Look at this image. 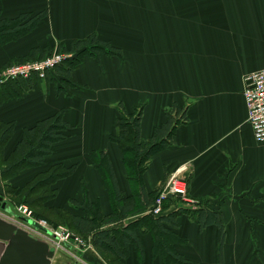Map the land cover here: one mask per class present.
I'll use <instances>...</instances> for the list:
<instances>
[{
    "label": "crops",
    "instance_id": "0c3cea01",
    "mask_svg": "<svg viewBox=\"0 0 264 264\" xmlns=\"http://www.w3.org/2000/svg\"><path fill=\"white\" fill-rule=\"evenodd\" d=\"M45 10L34 30L0 44V68L32 48L68 47L91 34L120 53L85 57L72 72L76 86L70 94L57 90L61 76L53 71L51 79L35 81L22 96L3 102L0 119L16 124L6 153L25 127L63 109L74 129L54 145L47 162L77 168L56 183L59 193L51 204L68 207L70 199L82 201L87 193L109 214L110 192L89 155L108 154L120 189L132 193L122 151L110 138L120 104L127 112L142 106L145 140L166 122L169 108H183L185 117L172 142L152 157L144 173L147 191L187 167L182 176L190 197L207 200L222 212V264H264V144L255 139L244 97L246 75L264 68V0H0L4 18ZM36 171H25L23 180ZM176 232L185 241L175 248L186 258L221 264V230L216 224L201 230L182 215ZM140 236V264H162L161 255L152 253L153 236ZM84 255L89 262L107 264L93 246ZM123 262L138 264L136 252Z\"/></svg>",
    "mask_w": 264,
    "mask_h": 264
},
{
    "label": "trees",
    "instance_id": "16d2710c",
    "mask_svg": "<svg viewBox=\"0 0 264 264\" xmlns=\"http://www.w3.org/2000/svg\"><path fill=\"white\" fill-rule=\"evenodd\" d=\"M47 13V10L22 13L14 18H4L0 14V44L27 35L37 27ZM57 49L72 52L74 56L49 71L45 79H51L53 71L57 72L61 76L57 90L68 94L71 93L70 88L76 86L71 79L72 72L85 57H99L101 53L110 55L120 53L119 48L97 34L76 39L68 47L59 44ZM53 51L54 48L48 47L32 48L26 56L8 61L0 71L12 63L42 59ZM38 80L44 79L33 76L31 79H10L0 83V105L10 98L22 96ZM120 109L116 130L110 138L122 151L128 180L133 187L132 193L127 194L120 189L108 154L93 151L89 155L110 192L112 211L109 214H104L100 203L92 201L87 193L82 201L70 199L68 207L51 204L59 193L56 183L70 176L77 168V164L47 162L48 156L54 152V145L67 139L74 129L65 120L63 109L38 120L32 126L25 127L21 138L9 153H6V147L14 136L16 124L14 121L0 119V178L4 182L9 202L26 203L34 209L35 216L46 219L53 226L64 224L83 238L90 239L95 251L107 264H126L123 260H127L132 251L137 254L138 264L142 263L144 246L141 233H150L153 236L152 253L154 257L161 255L162 264H198L175 248L176 243L185 241L176 232L179 217L188 215L199 224L201 230L211 224H216L220 228L219 256L222 264L226 228L219 207H214L203 199H199L198 206L193 207L183 204L184 201L180 197L169 195L164 200L162 213L155 215L149 212L154 206L159 187L154 191H147L144 173L152 157L166 149L172 142L177 126L185 117L184 109L176 105L169 108L166 111V122L155 128L149 140L143 139L141 134L142 106L133 112H127L120 104ZM30 169L37 171L31 178L23 180L21 178L23 173ZM170 205L174 206L168 210Z\"/></svg>",
    "mask_w": 264,
    "mask_h": 264
},
{
    "label": "built area",
    "instance_id": "2783aa9c",
    "mask_svg": "<svg viewBox=\"0 0 264 264\" xmlns=\"http://www.w3.org/2000/svg\"><path fill=\"white\" fill-rule=\"evenodd\" d=\"M74 53L59 51L57 48L42 59L28 60L21 63H12L0 71V83H5L10 79L19 78L31 79L38 76L45 79L48 72L54 70L65 60L72 58ZM244 97L248 108V120L253 128L257 142L264 144V68L246 75ZM187 167H181L176 172L171 173L168 178L160 185L159 193L156 197L154 206L149 212L158 215L163 211L164 200L169 195L180 197L185 204L197 207L199 199L192 198L188 192V181L182 176ZM18 219L10 218L3 211L0 214L8 219L17 222L20 226L53 244L58 250L65 245L88 247L91 246L90 239H85L74 234L66 226H52L46 220L35 217L33 210L26 204L17 207ZM20 217L31 219L37 222L40 227L22 220Z\"/></svg>",
    "mask_w": 264,
    "mask_h": 264
},
{
    "label": "water",
    "instance_id": "95a60500",
    "mask_svg": "<svg viewBox=\"0 0 264 264\" xmlns=\"http://www.w3.org/2000/svg\"><path fill=\"white\" fill-rule=\"evenodd\" d=\"M0 210L10 212L9 201L0 192ZM29 223L40 225L29 219ZM58 249L0 214V264H53Z\"/></svg>",
    "mask_w": 264,
    "mask_h": 264
},
{
    "label": "rangeland",
    "instance_id": "374dc122",
    "mask_svg": "<svg viewBox=\"0 0 264 264\" xmlns=\"http://www.w3.org/2000/svg\"><path fill=\"white\" fill-rule=\"evenodd\" d=\"M21 178H24L23 176ZM17 183H20L21 181H16ZM16 183V184H17ZM0 189L3 190L4 192H1L4 194V196L7 197V200L9 201V196L5 193V187H4V182L1 180L0 178ZM11 205V213L8 214L7 212H4L7 216H9L10 218H14V219H18L19 218V214L17 211V207L20 206L21 204H18L16 202H9ZM26 204V203H23ZM28 205V204H26ZM29 206V205H28ZM33 212L34 209L29 206ZM35 215V213H34ZM6 217V216H5ZM37 217V216H35ZM22 220L26 221L29 223L28 219L24 218V217H20ZM39 218V217H37ZM40 219H44V218H40ZM46 220V219H44ZM47 221V220H46ZM48 222V221H47ZM49 223V222H48ZM50 224V223H49ZM52 225V224H51ZM66 226L64 224H59L58 226ZM53 226V225H52ZM57 227V226H55ZM67 228H69L68 226H66ZM70 229V228H69ZM71 230V229H70ZM74 234H76L77 236H80L79 234H77L76 232H74L73 230H71ZM82 237V236H80ZM83 238V237H82ZM86 239V238H85ZM88 249H92V244L91 246L86 247H82V246H76V244L71 245H65L64 248H60L54 258L53 264H95L94 262H89L86 257H85V252ZM101 264V263H100Z\"/></svg>",
    "mask_w": 264,
    "mask_h": 264
}]
</instances>
